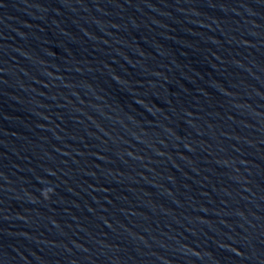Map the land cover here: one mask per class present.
Returning a JSON list of instances; mask_svg holds the SVG:
<instances>
[{
	"label": "water",
	"instance_id": "water-1",
	"mask_svg": "<svg viewBox=\"0 0 264 264\" xmlns=\"http://www.w3.org/2000/svg\"><path fill=\"white\" fill-rule=\"evenodd\" d=\"M0 264H264V0H0Z\"/></svg>",
	"mask_w": 264,
	"mask_h": 264
}]
</instances>
